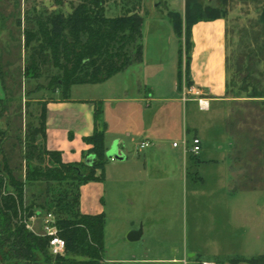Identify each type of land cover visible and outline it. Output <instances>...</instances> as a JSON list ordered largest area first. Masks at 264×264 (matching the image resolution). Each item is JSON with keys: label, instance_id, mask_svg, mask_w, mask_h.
<instances>
[{"label": "rangeland", "instance_id": "374dc122", "mask_svg": "<svg viewBox=\"0 0 264 264\" xmlns=\"http://www.w3.org/2000/svg\"><path fill=\"white\" fill-rule=\"evenodd\" d=\"M59 1L61 2L59 3ZM80 1L0 0V159L7 157L14 176L24 181L20 219L25 224L32 225L37 232L44 231V219L57 208L56 201L66 185L64 183L60 185L57 182L48 183L42 180H26L27 133L38 124L39 115L44 105L66 99L63 98L62 89L50 83L48 73L38 79L25 76L24 68L27 60L24 37L25 17L28 12L34 14L37 11H61L67 15ZM263 5L264 0L109 1L106 4L108 16H121L128 12L143 16L144 62L135 63L123 75V79L128 81L126 84H135V86L139 84L144 86L145 83L158 79L159 90L167 89L166 83L172 81L178 69L180 44L182 47L183 74L185 75L186 52L189 41L186 13L191 12L195 16H206L208 7L219 9L227 17L228 41L234 62L237 54L244 49V42L249 41L250 35L246 33V30L249 32L254 30L257 35L261 33L258 42L259 44L264 43L262 25L258 22ZM169 12L176 13L179 20L182 21L181 33L175 28ZM251 43L254 49H258L256 42ZM241 76L237 78L236 84L230 88L227 94L229 102L225 108L221 124L231 142L230 150L232 151L229 158L230 166L226 175L224 172L220 177V174H217L219 171L208 170L204 172L189 167L187 174L189 183L183 176H179L180 179L176 180L178 162L174 158L171 162L172 169L167 167L164 174H156L157 177L172 175L173 177L170 178L174 179H166L155 184L147 180L128 185L108 183L105 194L108 215L106 256L114 254V251L120 247V243L125 241L120 240V236L124 235L123 232L133 222L137 227L142 226V218L146 220L145 237L143 236L144 238L142 237L137 241L126 242V245L131 243L134 247H138L144 242L155 244L161 242L167 249L163 256H171L168 248L169 239L167 238L169 235L166 237L157 235L151 239L148 237L153 227H156L153 224L157 223H152V221L155 219L153 217L157 215L165 217L162 224L170 226L169 232L170 230L177 232L178 235H175L174 239L170 238V240H174L173 242L181 250L184 242L190 249L199 248V244L202 249L204 247L206 249L207 245L204 244L206 239L194 238L193 236V217L206 215L203 214L204 204L214 194H218L217 197H221L222 200H228L229 229L234 222L238 227L244 225L245 229L248 227L249 230L251 229V231L244 233L243 236L245 237H241V232H237L229 241L238 242L240 244L238 246L246 247L244 251H240L245 255V260L249 262L252 258L264 256V61L257 64L253 71L254 80L247 89L241 80ZM71 90L73 96L77 98L106 95L105 86L94 88L92 85L77 84L73 85ZM122 105L118 107V110H114L111 104L107 103L108 111L102 117L103 121L120 127L128 116V111ZM66 112V110H62V112L57 111L53 114L54 116L63 115L65 117ZM159 117L167 118L166 112L162 113L161 111ZM71 122L73 121H64L61 125L68 127L72 125ZM165 126L170 127L169 122H166ZM72 129L74 130V127L70 128V130ZM38 143L46 146L41 137L38 138ZM166 149L169 148L166 147ZM196 157L197 155H190L192 161H195ZM45 160L43 163L35 161L31 165L45 168L52 164L47 162V156ZM69 163L80 166L85 173L90 171L84 166V160ZM96 175H101L100 169L97 170ZM226 177L229 178L230 182L228 186L225 184L223 189L213 188L221 180L220 178L225 179ZM191 185L198 188L197 193L200 195L198 204L191 195ZM67 186L68 189L73 188L71 185ZM4 190L8 193L12 189L7 186ZM91 193L90 191V196ZM99 201L102 202V198H99ZM39 203H43L45 206L39 205ZM236 210L238 213L242 212L239 210H243L244 224L240 218L232 221ZM30 211H33L32 217H28ZM37 213H41L42 216H38ZM221 213L219 215L223 218V211ZM199 219L203 223L204 219L202 217ZM184 226L187 228V232H184ZM215 231L217 232L218 228ZM256 233L259 234L258 238ZM221 240L224 241V238ZM135 250L137 249L135 248ZM37 258L38 261L31 258L21 260L12 257L3 263L55 264L56 262V257L49 253H44L43 256L39 255ZM228 260L233 259L229 257Z\"/></svg>", "mask_w": 264, "mask_h": 264}, {"label": "crops", "instance_id": "0c3cea01", "mask_svg": "<svg viewBox=\"0 0 264 264\" xmlns=\"http://www.w3.org/2000/svg\"><path fill=\"white\" fill-rule=\"evenodd\" d=\"M181 50L180 44L177 72L172 81L166 83L167 89L163 91L159 90L158 79L147 82L144 86L141 84L135 86L134 83V85L126 84L128 81L123 79V75L134 63L105 82L84 84L92 85L94 88L105 86L106 95L77 98L73 96L72 90H70L68 99L47 104L46 146L49 150L60 151L63 159L67 162L81 160L85 162L87 156L91 154L89 150L92 144L85 142L84 138L90 136L95 128V104L92 101L102 102V117L108 111L107 103L111 104L114 110H118V107L123 104L122 106L128 111V116L120 127L104 121L106 124L105 145L107 151L114 144H117L124 159L108 158L103 178L81 186V211L87 214L104 212L106 215L105 247L108 219L105 194L108 183L128 185L147 180L155 184L166 179H174L170 178L173 177L172 175L156 176L157 173L164 174L167 167L172 169L171 162L174 158L178 162L176 180L180 179L179 176H183L188 182L189 167L204 172L208 170L219 171L217 174H220V177L224 172L226 175L229 170V158L232 153L230 150L231 142L221 125L225 108L229 102L227 97V19L222 17L201 19L193 23L191 26V48L188 53L186 52L187 57H189L188 73L183 74L182 80L179 81V70L182 69L183 71ZM143 62L144 55L143 61L136 64ZM186 63L187 61L185 68ZM192 88L195 90L191 91ZM62 110L67 111L65 117L63 115L54 116L53 113L62 112ZM161 111L162 113L166 112L167 118L159 117ZM68 120L74 123L71 122L72 125L68 127L61 125L62 122ZM166 122H169L170 127L165 126ZM73 127L74 130H70ZM195 136L202 140V150L199 154L192 153L190 147L187 146L186 148L184 145L185 140L187 145H190ZM144 140L149 141L150 145L145 149H140L139 144ZM174 142H178V145L174 146ZM190 155H197L195 161H192ZM220 179L223 181L220 180V183L218 182L217 185L213 186L214 189H223L225 184L228 186L230 183L228 177ZM151 183L148 182L150 185ZM207 189L209 190V188ZM90 191L92 192L91 196ZM197 192L198 188L191 185V195L198 204L200 195ZM217 195L214 194L208 198L204 204L203 214L206 215L201 216L204 219L203 223H201L199 215L193 217V236L194 238H205L206 249L205 247L202 249L200 244L199 248L190 249L184 242L181 250L173 242L174 240H170V238L174 239L175 235H178L177 232L172 230L169 232L170 226L162 224L165 217L157 215L153 217L155 219L152 221V223H157L153 224L156 227H153L148 237L151 239L157 235L160 237L169 235L167 238L169 239L168 248L171 256H163L167 249L161 242L156 244L144 242L138 247H134L131 243L126 245V242H130L127 235L132 230L142 227L141 238L145 237L146 220L142 218V226L137 227L133 222L129 228H126L123 232L124 235L120 236V240L125 241L120 243V247L114 251V254L106 256L105 250L103 263L253 264L245 260L246 257L241 252L246 247L238 246L240 245L238 242L229 241L235 233L241 232V237H245L243 236L244 233L251 231V229L249 230V227L245 229L244 225L238 227L235 222L229 229L228 200H222ZM99 198H102V202L99 201ZM217 208L223 211V218L220 217L222 211L220 212ZM239 211L243 212V210ZM242 212L238 213L236 210L232 221L237 220V218L243 221ZM217 228L218 231L216 232L215 229ZM184 232H187L185 226ZM256 235L258 238L259 234L256 233ZM222 238L224 241L221 240ZM229 257L233 260H228Z\"/></svg>", "mask_w": 264, "mask_h": 264}, {"label": "trees", "instance_id": "16d2710c", "mask_svg": "<svg viewBox=\"0 0 264 264\" xmlns=\"http://www.w3.org/2000/svg\"><path fill=\"white\" fill-rule=\"evenodd\" d=\"M109 1L116 0H81L67 15L61 11L28 12L24 28L27 49L25 76L38 79L48 73L50 83L60 87L63 98L68 99L73 85L102 83L132 64L142 62L143 16L131 12L121 16H108L106 4ZM207 12L206 16L186 13V23L189 26L187 53L191 48V26L194 22L220 17L227 19L219 9L208 7ZM169 15L177 31L181 33L182 21L174 12H169ZM258 22L262 25L264 34V5ZM246 33L251 39L244 42V49L233 62L227 25V94L241 75L247 89L254 80L253 71L257 64L264 61V43L258 42L261 33L257 35L254 30H246ZM251 40L257 43L258 49L252 47ZM188 59L189 57L185 73H188ZM178 76L181 81L182 69ZM92 103L95 104V128L90 136L84 138L85 142L92 144L90 153L95 155L92 165L84 162L89 173L83 172L74 163L65 162L60 151L49 150L44 144L38 143L39 137L46 141L47 105L41 109L38 124L27 133L26 180L66 185L56 201L57 208L51 212L59 235L66 243L64 256L53 255L49 248V237L36 235L21 221L24 181L14 176L7 157L0 159V257L3 261L12 257L38 261L39 255L49 253L56 257L55 264H104L106 215L104 212L83 213L80 208L81 186L90 181L101 180L108 161L102 102ZM46 156L47 162L52 164L45 168L31 165L35 161L45 162ZM99 169L101 175L97 176ZM67 185L73 188L68 189ZM7 186L12 189L8 193L4 190ZM41 204L45 206L39 203ZM37 215L42 216L41 213ZM250 262L264 264V256L252 258Z\"/></svg>", "mask_w": 264, "mask_h": 264}, {"label": "built area", "instance_id": "2783aa9c", "mask_svg": "<svg viewBox=\"0 0 264 264\" xmlns=\"http://www.w3.org/2000/svg\"><path fill=\"white\" fill-rule=\"evenodd\" d=\"M191 91L195 90L194 88L190 89ZM196 93H199L196 91ZM187 141H184V145L190 147V151L194 154H199L202 150V140L195 136L192 138L190 145H187ZM150 145L149 141L144 140L139 144L140 149H145ZM174 146L178 145V142L173 143ZM55 219L52 213L48 214L46 219H44V231L37 232L32 225L26 223L28 229L33 231L38 236L49 237V248L53 255H64L66 250L65 240L59 235V230L54 224Z\"/></svg>", "mask_w": 264, "mask_h": 264}, {"label": "water", "instance_id": "95a60500", "mask_svg": "<svg viewBox=\"0 0 264 264\" xmlns=\"http://www.w3.org/2000/svg\"><path fill=\"white\" fill-rule=\"evenodd\" d=\"M106 154L109 159H120V160L124 159V156L119 152L117 144H114L113 147L106 152ZM94 158H95L94 154L88 155L85 160V163L88 165H92ZM32 216H33V211H30L28 217H32ZM142 234H143V229L142 227H140L137 230L130 231L129 234L127 235V239L129 241H137L141 238ZM0 264H4L1 257H0Z\"/></svg>", "mask_w": 264, "mask_h": 264}]
</instances>
